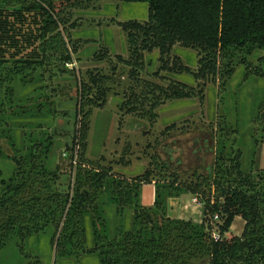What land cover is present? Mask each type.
Returning a JSON list of instances; mask_svg holds the SVG:
<instances>
[{"label": "trees", "instance_id": "trees-1", "mask_svg": "<svg viewBox=\"0 0 264 264\" xmlns=\"http://www.w3.org/2000/svg\"><path fill=\"white\" fill-rule=\"evenodd\" d=\"M93 1L31 0L27 5L21 1L19 6H13L12 0L3 2L0 6V66L10 59L17 63V71L71 63L79 44L73 43L70 32L65 34L61 26L68 19L60 14L64 7L75 9ZM126 1H145L149 5L148 20L119 22L127 34L129 56L116 55L115 58L127 68V88L118 90L123 80L116 74L117 64L112 66L110 74L89 71V84H82L74 129L63 153L70 169L78 170L73 183L70 175L66 178L67 190L61 189L64 183L58 182L60 165L51 170L46 163L56 133L46 136L41 145L29 147L26 155L11 157L15 171L0 185V249L17 235L22 239L51 226L57 256L78 257L96 252L104 264H264V169L244 172L240 150L233 156L219 150L211 167L203 171L194 168L183 175L169 171L167 163L156 152L150 154L148 168L143 173L131 177L116 173L115 162L118 165L130 162L127 159L130 144L125 145L117 161L105 155L97 160L86 156L93 107H103L110 94L121 95L122 116L135 114L154 123L155 109L166 101L196 95L203 98L208 80L216 81L221 77L225 86L235 69L233 59L238 51L243 54L240 62L244 63L255 48H264V0ZM27 10L39 11L41 15L38 35L26 32L27 47L37 41L39 44L27 55L17 57L22 51L17 44L19 35L26 34L18 32L17 24H23L18 16ZM11 16L18 20H11ZM70 25L74 28L77 22ZM176 44L197 52L195 70L173 54ZM11 47L17 48L15 52L10 51ZM154 50L159 51L158 70L152 77L145 78L140 73L145 64L144 53ZM95 58L109 59L108 48L102 46ZM162 70L186 71L204 82L197 87L190 86L160 74ZM1 105L2 102L0 113L3 112ZM202 123L216 134L212 124ZM224 123L227 125L222 121L219 131L226 129ZM255 124L262 128L261 136L254 134L258 144L264 142V102ZM175 128L176 123H173L161 134L170 135ZM152 145L148 143L147 147ZM2 153L0 142V155ZM148 183L156 186L155 202L150 206L140 205V191ZM164 183L170 184L165 193L161 192ZM107 192L118 212L133 208V230L119 229L113 241L107 240L99 204V198ZM187 192L203 205L200 223L168 215L167 199ZM87 216L91 217L93 226L95 244L92 248L86 247ZM237 216L245 221L242 234L225 236ZM215 234L219 235L218 239Z\"/></svg>", "mask_w": 264, "mask_h": 264}, {"label": "rangeland", "instance_id": "rangeland-1", "mask_svg": "<svg viewBox=\"0 0 264 264\" xmlns=\"http://www.w3.org/2000/svg\"><path fill=\"white\" fill-rule=\"evenodd\" d=\"M5 1L0 0V6ZM21 1H25L26 5L31 2L12 0L14 3L11 4L19 6ZM60 15L68 19L61 26L65 34L70 32L73 43L79 44L71 63L66 66L61 63L50 67L34 66L17 71V63L10 59L0 66V102L3 109L0 113V142L3 147L0 155V185L3 179L8 180L15 171V163L11 159L13 155H26L29 147L41 145L46 136L54 133L55 141L46 163L51 170L60 165L58 182L64 183L61 189L67 190L66 178L69 175L74 182L78 170L70 169L69 160L63 153L74 129L75 110L81 101L82 84H89V71L110 74L112 66L117 64L116 74L123 80L118 90L127 88V68L115 58L116 55L124 58L129 56L127 34L119 22L148 20L149 5L145 1L94 0L89 5L84 4L75 9L64 7ZM18 18L23 23L17 24L18 32L21 30L33 36L38 35L41 24L39 11H23ZM11 20L18 19L14 20V16H11ZM72 22H77L74 28L70 25ZM27 33L19 35L20 42L17 44L22 51L17 57L27 55L39 44L37 41L27 47ZM102 46L108 48L110 58L97 60L95 54ZM16 49L11 47L10 51L15 52ZM173 54L181 57L183 63L193 70L197 68L198 56L194 49L176 44ZM242 55L238 51L237 57L233 59L235 69L225 86L221 77L216 81L208 80L205 82L203 98L196 95L166 101L155 109L157 115L154 123L147 117L135 114L122 116L119 108L121 95L110 94L103 107H93L86 156L97 160L105 155L107 159L117 161L125 145L130 144L127 156L130 162L125 165L115 162L116 173L125 177L143 173L148 168L150 154L156 152L167 163L169 171L183 175L194 168L203 171L211 167L219 150H223L226 156H233L240 150L244 172L261 171L264 169V142L256 144L254 134L262 135V128L256 127L255 118L264 102V48H255L244 63L240 62ZM158 59V50L144 53L145 64L140 72L143 77L153 76L158 70ZM162 73L194 87L204 82L186 71L162 70ZM193 121L196 122L193 124ZM202 121L212 124L216 134ZM222 121L226 122L227 125L223 124L226 129L219 131ZM173 123H176L173 132L162 135L161 131ZM148 143L153 145L148 148ZM169 189V183L162 184L161 192L165 193ZM108 195L107 192L99 198V204L107 240L113 241L119 229L133 230L134 217L132 207L118 212L116 204L110 201ZM155 197V184H145L140 191L139 204L153 205ZM195 198L191 193H185L181 197L180 207L175 203L171 207L167 201V211L172 210L168 215L200 223L203 208L197 206L194 209V205H201L194 201ZM186 204L189 206L185 207ZM244 225L245 221L237 216L225 236L241 235ZM86 227V247L92 248L95 241L89 216L86 218ZM52 234L53 228L49 226L45 231L30 233L22 239L17 235L0 249V264H33L34 261L37 264H104L96 252L83 253L78 257L57 256Z\"/></svg>", "mask_w": 264, "mask_h": 264}, {"label": "crops", "instance_id": "crops-1", "mask_svg": "<svg viewBox=\"0 0 264 264\" xmlns=\"http://www.w3.org/2000/svg\"><path fill=\"white\" fill-rule=\"evenodd\" d=\"M260 148H261V147H260ZM262 152H263V151H262ZM183 195H185V194H183ZM183 195H182V196H183ZM182 196H179V197H169V198L167 199L168 204L172 207V205L175 203V204H177V206L180 207V204H181V197H182ZM192 200H193V198H192ZM186 206L188 207L189 204H186L185 207H186ZM197 206L203 208V205L201 204V205H194V209H197V208H198ZM167 212H168V214H169V213L172 212V210H168ZM174 218H181V219H184V218L181 217V216L174 217Z\"/></svg>", "mask_w": 264, "mask_h": 264}, {"label": "built area", "instance_id": "built-area-1", "mask_svg": "<svg viewBox=\"0 0 264 264\" xmlns=\"http://www.w3.org/2000/svg\"><path fill=\"white\" fill-rule=\"evenodd\" d=\"M194 201L197 202L198 201L197 198H195ZM216 218H218V216H216ZM214 236H215L216 239L219 238V235L218 234H215Z\"/></svg>", "mask_w": 264, "mask_h": 264}]
</instances>
